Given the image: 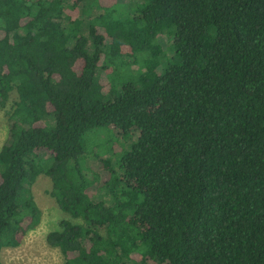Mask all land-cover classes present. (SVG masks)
<instances>
[{
    "label": "trees",
    "instance_id": "1",
    "mask_svg": "<svg viewBox=\"0 0 264 264\" xmlns=\"http://www.w3.org/2000/svg\"><path fill=\"white\" fill-rule=\"evenodd\" d=\"M127 3L0 0V252L42 175L60 264H264V0Z\"/></svg>",
    "mask_w": 264,
    "mask_h": 264
},
{
    "label": "rangeland",
    "instance_id": "2",
    "mask_svg": "<svg viewBox=\"0 0 264 264\" xmlns=\"http://www.w3.org/2000/svg\"><path fill=\"white\" fill-rule=\"evenodd\" d=\"M127 1L128 6H132L138 0ZM7 110V105L0 110V146L9 140L10 121L7 118ZM86 136L90 147L97 145V150L104 151L106 149L103 157H110L112 161L115 160L117 153L121 155L124 150H127L135 139V136H132L126 141H120L115 138L109 126L92 130ZM112 146L116 153L110 151ZM94 151H96L95 147ZM92 161V155L85 156L86 165ZM49 187V180L42 175H38L31 184L24 186V194L26 191L30 193L41 211L40 220L35 228L26 232L17 247L1 250L0 259L3 264H60L62 262V256L58 249L48 246L44 240L45 234L56 227L59 219L68 217L66 213L56 207L53 199L47 194ZM92 198L101 200L105 204L110 202V196L105 189H97Z\"/></svg>",
    "mask_w": 264,
    "mask_h": 264
}]
</instances>
